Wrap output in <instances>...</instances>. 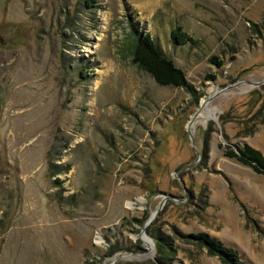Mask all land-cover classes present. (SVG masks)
<instances>
[{
    "label": "rangeland",
    "instance_id": "374dc122",
    "mask_svg": "<svg viewBox=\"0 0 264 264\" xmlns=\"http://www.w3.org/2000/svg\"><path fill=\"white\" fill-rule=\"evenodd\" d=\"M86 1L0 0V264L148 262L155 211L174 264H223L202 232L264 264V175L225 155L264 153V0ZM138 33L190 88L133 62Z\"/></svg>",
    "mask_w": 264,
    "mask_h": 264
},
{
    "label": "trees",
    "instance_id": "16d2710c",
    "mask_svg": "<svg viewBox=\"0 0 264 264\" xmlns=\"http://www.w3.org/2000/svg\"><path fill=\"white\" fill-rule=\"evenodd\" d=\"M86 3L88 4V0ZM171 38L180 45L195 43V39L184 32L182 26H177L172 29ZM132 58L135 64L150 73L160 85H174L190 88V83L184 70L178 67L173 59L163 54L154 38H152L149 33H138L133 35ZM213 58L219 66L222 65V61L219 57L214 56ZM213 78L215 77L213 76ZM237 147V149L229 147L226 149L225 155L252 167L254 171L264 175V153L251 146L249 143L237 144ZM134 222L135 224L141 225L143 220L141 218H135ZM147 231L156 241L157 253L155 258L148 262L125 261L122 263L174 264L173 260L177 254L175 243L172 242L171 238L167 235L154 234L150 228H148ZM181 237L189 243L191 242L195 245L204 247L209 254L218 257L223 264H247L236 249L225 245L217 237L212 236L208 232L196 234L187 233L183 234ZM110 247V253L108 252L109 255H114L125 248L134 249L133 246L125 247L118 242Z\"/></svg>",
    "mask_w": 264,
    "mask_h": 264
},
{
    "label": "water",
    "instance_id": "95a60500",
    "mask_svg": "<svg viewBox=\"0 0 264 264\" xmlns=\"http://www.w3.org/2000/svg\"><path fill=\"white\" fill-rule=\"evenodd\" d=\"M259 83H261V82H258L257 84H259ZM2 100V99H1ZM191 134H193V133H191ZM196 150H197V153H198V155L200 154V152H199V150L196 148ZM165 198H164V200H163V202H162V204L165 202ZM157 214H158V211H155V212H153V214H152V216L149 218V220L145 223V225L142 227V229H141V231H140V237H141V239L143 238V236L144 235H146L147 234V232H146V230H147V227H148V225L153 221V219L157 216ZM142 241H143V239H142ZM129 255H125V254H123V253H120L114 260H113V262L111 263V264H115L116 262H117V260H119V259H121V258H126V257H128Z\"/></svg>",
    "mask_w": 264,
    "mask_h": 264
},
{
    "label": "bare ground",
    "instance_id": "6f19581e",
    "mask_svg": "<svg viewBox=\"0 0 264 264\" xmlns=\"http://www.w3.org/2000/svg\"><path fill=\"white\" fill-rule=\"evenodd\" d=\"M253 85V84H252ZM196 121V119L191 123V124H194V122ZM146 244H147V242H146Z\"/></svg>",
    "mask_w": 264,
    "mask_h": 264
}]
</instances>
